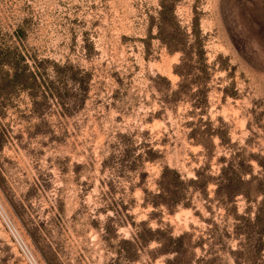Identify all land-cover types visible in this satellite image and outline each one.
Returning <instances> with one entry per match:
<instances>
[{
    "label": "rangeland",
    "instance_id": "obj_1",
    "mask_svg": "<svg viewBox=\"0 0 264 264\" xmlns=\"http://www.w3.org/2000/svg\"><path fill=\"white\" fill-rule=\"evenodd\" d=\"M161 4L204 49L201 98L171 93ZM230 155L260 174L264 0H0V264H264V229L234 226L261 194L208 179ZM164 165L206 185L153 204Z\"/></svg>",
    "mask_w": 264,
    "mask_h": 264
},
{
    "label": "trees",
    "instance_id": "obj_2",
    "mask_svg": "<svg viewBox=\"0 0 264 264\" xmlns=\"http://www.w3.org/2000/svg\"><path fill=\"white\" fill-rule=\"evenodd\" d=\"M156 28L160 33V39L165 43L168 51H178V62L175 64L174 72L178 74L180 80L177 82V87L174 88L171 93L175 96L180 93L186 92L189 89L190 83L195 82L191 95L199 96L200 98L205 94L204 83L209 77V71L207 70V64L205 63L204 49L201 45H198L195 41L185 44L183 37L185 33L179 30L178 26L174 22V16L171 13V7L161 4L157 11ZM166 27L170 29L165 30ZM160 77V76H157ZM163 78V77H161ZM194 106H200V103L193 102ZM188 135L194 138V141L203 142L202 130L198 129L197 124H193L188 131ZM234 155H230L224 159V162L219 165L218 171L215 175L209 176L208 179L214 183L213 194L222 202L232 201L234 196L240 194L246 201L254 198L256 193L261 194V198L256 201L254 214L252 220L245 214L239 213L235 215L237 223L235 226V233L242 234L244 241L242 244L248 243L251 235L253 234V228L259 226L257 232H261L264 228V162L257 160L261 168L260 174H252L248 171V176L244 177V173L248 168V164H245L243 159H234ZM197 173V172H196ZM186 181L196 182L206 185L207 179H201L199 174H196L194 178L184 179L180 177V174L173 168H169L166 165L162 166L159 176L157 178L158 190L154 194L159 198L158 201H153L156 204L159 201L166 203L181 202L182 189L179 187ZM183 234H178L172 237V244L169 247H165L166 251H173L176 253L178 248V242L181 241ZM149 238V237H148ZM247 245V244H246Z\"/></svg>",
    "mask_w": 264,
    "mask_h": 264
},
{
    "label": "built area",
    "instance_id": "obj_3",
    "mask_svg": "<svg viewBox=\"0 0 264 264\" xmlns=\"http://www.w3.org/2000/svg\"><path fill=\"white\" fill-rule=\"evenodd\" d=\"M3 220H4L5 224H6V226L8 227V229L10 230V232L12 233L14 239H15L16 242L18 243L20 249H21L22 252L25 254V256L28 258L27 252L25 251V249H24L23 246L21 245L20 241L18 240V238L15 236V234H14L13 231L11 230L9 224L5 221V219H3ZM28 260H29V258H28ZM29 261H30V260H29Z\"/></svg>",
    "mask_w": 264,
    "mask_h": 264
}]
</instances>
